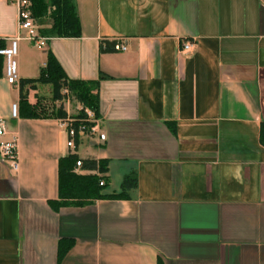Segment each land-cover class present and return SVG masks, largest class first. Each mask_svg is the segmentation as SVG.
<instances>
[{"label": "crops", "instance_id": "crops-1", "mask_svg": "<svg viewBox=\"0 0 264 264\" xmlns=\"http://www.w3.org/2000/svg\"><path fill=\"white\" fill-rule=\"evenodd\" d=\"M72 1L81 37L35 19L46 45L18 41V85L0 56V118L19 158L18 172L0 158V264H264V0ZM18 35L16 1L0 0V40ZM49 52L70 80L99 82L105 142L80 136L72 150L61 119L23 116L21 82ZM70 104L55 106L70 117L81 109ZM71 154L106 163V174L75 168L104 177V195L132 173L136 189L61 200Z\"/></svg>", "mask_w": 264, "mask_h": 264}, {"label": "trees", "instance_id": "trees-1", "mask_svg": "<svg viewBox=\"0 0 264 264\" xmlns=\"http://www.w3.org/2000/svg\"><path fill=\"white\" fill-rule=\"evenodd\" d=\"M31 2L34 18L36 20L48 19L51 22L46 34L57 38L81 37L80 22L72 0H31ZM6 46V42L0 40V49H4ZM20 89L23 116L27 118L56 117L61 120L68 118L63 105L58 108L55 106L56 102L63 103L66 100L67 96L63 93L65 89L68 90V97L71 101L81 104L84 109L93 110L98 118L97 91L99 82L70 80L52 52H49L47 62L40 70L39 77L23 80ZM30 89L37 92V103L34 105H30L27 101ZM70 117L76 120L74 128L77 129L85 118L84 110H79ZM82 124L86 123L82 122ZM78 140L76 144H78ZM261 142L264 145V124L261 130ZM79 161L82 163L81 170L99 171L100 174L108 173V167L103 161L90 159L82 161L76 154H71L60 160L59 195L61 200L76 201L77 205H85L92 200L125 199L128 193L137 187L136 175L132 173L124 178L122 191L119 195L106 196L103 194L106 183L104 186L100 185L102 181L105 182V178L98 175L82 176L77 174L75 168Z\"/></svg>", "mask_w": 264, "mask_h": 264}, {"label": "built area", "instance_id": "built-area-1", "mask_svg": "<svg viewBox=\"0 0 264 264\" xmlns=\"http://www.w3.org/2000/svg\"><path fill=\"white\" fill-rule=\"evenodd\" d=\"M15 1L19 14V35L12 41L10 47L0 49V56L4 57L7 61L5 73L6 81L10 85H18L20 83L18 41L23 38L39 47H44L46 45V39L41 36L36 27V20L33 16L31 0ZM194 46L193 42H184L181 53L185 55L192 53ZM114 49L116 52H126L127 46L125 43L120 42ZM63 93L67 96L66 100L63 102L69 104L71 100L68 97V90L65 89ZM79 110H84L85 118L80 122L77 129L74 128L76 120L71 117L61 120L62 127L68 133V147L74 150L76 148V141L80 138V136H88L91 139H97L100 142H105L106 136L101 133L100 120L96 117L95 112L91 109H84L82 107ZM12 117L18 118V105L16 104L12 106ZM82 122L86 123L87 127L86 124L83 125ZM8 134L7 122L0 118V158L11 168L13 172H18V140L16 137L8 140ZM81 167L82 163L79 161L77 163L76 170L78 171ZM100 185L104 186V182L102 181Z\"/></svg>", "mask_w": 264, "mask_h": 264}, {"label": "rangeland", "instance_id": "rangeland-1", "mask_svg": "<svg viewBox=\"0 0 264 264\" xmlns=\"http://www.w3.org/2000/svg\"><path fill=\"white\" fill-rule=\"evenodd\" d=\"M33 45H35V44H33ZM39 48V47H38ZM44 49V48H43ZM38 50V49H37ZM36 56V55H35ZM34 56V57H35ZM18 61H19V59H18ZM30 63V62H29ZM76 107H77V103H75L74 101H71V104H70V108H71V111H73V112H75L77 109H76Z\"/></svg>", "mask_w": 264, "mask_h": 264}]
</instances>
